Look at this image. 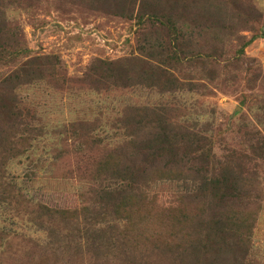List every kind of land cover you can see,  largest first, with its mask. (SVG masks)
Instances as JSON below:
<instances>
[{
    "label": "rangeland",
    "instance_id": "rangeland-1",
    "mask_svg": "<svg viewBox=\"0 0 264 264\" xmlns=\"http://www.w3.org/2000/svg\"><path fill=\"white\" fill-rule=\"evenodd\" d=\"M233 1L199 0V11L181 14V38L192 40L190 50L207 62L203 70L202 64L178 67L195 78L198 93L183 83L181 90L159 95L134 77L128 87L97 90L99 81L85 76L99 65L95 59L164 53L160 45L171 34L147 16L117 15L105 0H0V80L32 56L52 55L59 65L53 78L44 73L17 90L22 109L33 107L34 114L10 134L15 144L0 143V184L7 187L8 207L25 212L20 218L13 210L12 218L0 204V230L9 235L0 237V264H264V161L252 151L264 137V38L248 42L264 29V0ZM207 70L213 81L204 79ZM153 104L184 106L171 117L170 131L181 145L193 141L191 132L207 138L209 171L225 157H235L248 171L232 184L241 203L222 209L218 223L208 222L203 212L201 186L209 174L201 168L197 178L198 163L191 160L182 161L181 171L166 166L151 173L139 201L132 197L108 214L91 209L100 179H91L87 170H95L110 145L129 141L123 116ZM136 113L146 116L145 110ZM96 126L92 144L84 136ZM140 136L147 139L144 130ZM37 202L76 211L80 227L90 223L92 230L75 242L82 246L77 254L74 248L48 261L36 259L34 244L53 241L58 247L49 214ZM21 229L30 234L15 238ZM196 235L220 243L206 244L203 253L194 246Z\"/></svg>",
    "mask_w": 264,
    "mask_h": 264
},
{
    "label": "trees",
    "instance_id": "trees-1",
    "mask_svg": "<svg viewBox=\"0 0 264 264\" xmlns=\"http://www.w3.org/2000/svg\"><path fill=\"white\" fill-rule=\"evenodd\" d=\"M229 1L234 2L233 0ZM137 2L138 5L136 6ZM184 2L185 0H105L108 8L114 9L117 15H128L129 17L135 15L138 20H142L145 18L144 16H147L150 20L157 22L161 28H166L170 32L171 38L160 45L164 49L167 48L165 52H158V55L155 56L141 53L140 56H131L115 61L93 60L99 65L89 68L85 76L87 79L99 81L100 86L95 89H108L112 86L118 88L128 87L129 80L134 77L137 85H144L156 91L159 95L173 94L177 90H181L183 83L191 84L188 88L192 92L194 87L197 86V83L194 84L195 78H192L190 74L184 76L178 67L202 64L201 70H203L207 60L202 59L199 52L190 50L188 42L192 40L181 38L183 26L177 24L182 22L181 14L188 13L191 8L197 11L200 10L197 6L199 0H188L189 4L187 5ZM135 10L136 14H133ZM154 27L158 29V27ZM176 27L179 29L178 32L175 30ZM257 37L264 38V29L260 34L253 35L248 42L250 43ZM15 45L18 44L15 43ZM55 58L52 55L32 56L0 80V143L15 144V141L9 140L10 134H14V130L20 127V124H23L26 117L34 114L33 107H30L26 112L22 109V100L18 97L17 90L42 78L44 73H48L49 77L53 78L56 68L59 66L53 60ZM211 71L207 70L208 75L203 76L204 79L213 81ZM195 93H198L197 89ZM183 108L184 106L180 105L153 104L152 106H145L141 110L131 109L127 115L123 116L122 123L130 133L127 137L129 141L123 143L122 140L110 145L107 148V153L94 165L95 170H87V172H90L89 175L92 176L91 179H100V189H92V193L96 192L97 195L96 199L89 203L91 209L99 211L101 214H108L119 208L122 203L125 204L132 197L139 201V197L143 195L140 192L141 188L146 185L145 178H148L151 173L166 166L165 170L175 166L174 172L181 171L182 161L186 163L190 160V162L198 163V169L195 171L197 178L202 176L200 175L201 168H204L209 174L201 186V191L204 194L202 202L205 205L203 212L208 222L215 221L218 223L222 218V209L227 205L234 206L241 203L238 188L232 187V184L236 176L240 178L242 174L248 173V171L244 170L241 167L242 165L235 161V157L234 159L225 157L216 170L209 171L213 164L211 163L210 150L204 142L207 139L205 136H198L195 132H191L192 134L188 138L193 141L184 145L179 144L176 138H173L177 134L170 131L171 117ZM144 110L146 116L141 120L136 112H144ZM97 128L98 126L92 128L84 136L92 144H95L94 133H96ZM141 130L147 133V139H140ZM97 135H99V132H97ZM14 136L17 137V135ZM260 138H262V146L256 147V150L260 149V153L256 155L257 152L253 147L252 151L255 159L263 162L264 137ZM102 144L104 143L99 140V147ZM175 159L178 160L175 161ZM238 159L243 162L242 157ZM249 161H251V158L246 162ZM107 164L112 166H107ZM234 189H237V191L233 194ZM5 191H7V187L0 184V204L7 206L3 211L13 218L12 211L16 210L18 213H22L20 218H25V212H21L20 208L8 207L11 203ZM35 204L46 210V214H49V226L58 235V239H56L57 248L53 247V241L42 246L38 244L31 246V248H38L37 251H40L34 252L37 255L36 259L39 262L48 261L58 253L69 252L74 248L76 249L73 252L77 254L82 246L81 244L77 245L75 242L81 237L82 232L87 233L89 229L92 230L90 223L86 222L89 226L80 227L78 217H75L77 215L76 211L70 212L50 208L41 202ZM3 215L0 212V216ZM14 218L19 219V214L14 215ZM35 219H41V217ZM26 220L34 223L32 219L27 218ZM60 221L66 223L62 228L59 227ZM27 234L30 233L21 229L15 235V238L27 236ZM2 236L7 237L9 235L5 230H0V237ZM207 238L206 235L195 236L194 246L198 245L201 248L199 250L203 253L206 250V244L207 246H214L220 243L215 237ZM21 241L31 243V238L26 239V237H23ZM86 243L88 244L87 238Z\"/></svg>",
    "mask_w": 264,
    "mask_h": 264
}]
</instances>
